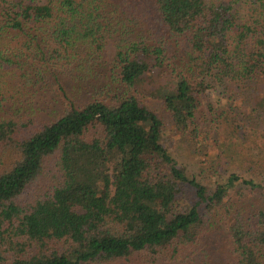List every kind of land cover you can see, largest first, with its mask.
<instances>
[{"label":"trees","instance_id":"obj_1","mask_svg":"<svg viewBox=\"0 0 264 264\" xmlns=\"http://www.w3.org/2000/svg\"><path fill=\"white\" fill-rule=\"evenodd\" d=\"M220 87L264 108V0H0V264H264V174L198 121Z\"/></svg>","mask_w":264,"mask_h":264},{"label":"rangeland","instance_id":"obj_2","mask_svg":"<svg viewBox=\"0 0 264 264\" xmlns=\"http://www.w3.org/2000/svg\"><path fill=\"white\" fill-rule=\"evenodd\" d=\"M112 53L113 49L108 46L105 56L107 62L110 61ZM164 80L165 75L162 73H152L140 88L153 89ZM243 94L245 99L249 98L246 93ZM198 101L202 114L198 121L201 128L207 133L208 144L206 146L211 148V144L217 142L219 146L217 149L225 170L224 176H227L228 173H236L246 178L259 180L261 174H264V108L249 109L244 103L240 105L238 94L231 92V95H228L222 87L198 95ZM147 103L163 118V143L169 146L177 160L186 166L188 174L196 172V158H186L181 154L180 137L172 128L171 122L161 108L160 101L148 99ZM216 115H218L220 124L217 134L212 132L211 126V121ZM51 174V164L47 163L41 178L34 184V187L36 186L38 190L49 188ZM234 187L235 190L244 188L238 185ZM241 192L247 193L246 190H241ZM186 201H189L188 198L181 195L180 202L185 203Z\"/></svg>","mask_w":264,"mask_h":264}]
</instances>
